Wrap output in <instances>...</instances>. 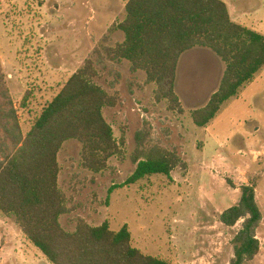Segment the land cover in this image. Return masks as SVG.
<instances>
[{"label": "rangeland", "instance_id": "obj_1", "mask_svg": "<svg viewBox=\"0 0 264 264\" xmlns=\"http://www.w3.org/2000/svg\"><path fill=\"white\" fill-rule=\"evenodd\" d=\"M128 1L0 0V161L13 151L7 131L11 116L28 133L69 78L91 60L98 72L95 83L116 98L104 116L122 154L94 173L82 166L78 141L63 145L59 186L69 209L60 219L63 228L73 232L79 220L91 226L108 222L113 231L127 226L133 246L147 255L173 264H230L242 221L227 227L220 218L250 184L263 221L261 251L245 264H264V69L199 128L190 112L204 107L205 98L192 96V77H199L191 67L204 62V72L219 86L224 63L208 49H195L177 83L184 113L171 111L167 102L157 101L156 85L145 72H133L130 62L112 60L108 53L125 40L115 28L126 18ZM223 1L233 21L264 35V0ZM141 134L147 135V147L176 152L182 161L171 177L153 175L124 185L137 168ZM0 264L51 263L14 218L0 213Z\"/></svg>", "mask_w": 264, "mask_h": 264}, {"label": "trees", "instance_id": "obj_2", "mask_svg": "<svg viewBox=\"0 0 264 264\" xmlns=\"http://www.w3.org/2000/svg\"><path fill=\"white\" fill-rule=\"evenodd\" d=\"M125 40L108 53L112 60L130 62L133 72L143 71L156 85V99L171 111L184 113L176 90L181 57L194 48L211 50L225 65L218 90L206 106L190 112L194 124L205 128L224 104L237 97L264 69V35L233 21L223 0H129L126 18L116 25ZM98 72L91 60L77 70L46 106L28 133L16 115L8 134L13 151L0 161V213L14 218L26 238L51 264H173L143 253L133 246L127 226L113 231L108 222L91 226L79 220L75 231L60 222L69 213L59 186L58 157L63 145H82V166L102 173L112 158L122 154V144L104 116L116 98L97 85ZM139 135L137 168L124 185L146 177L165 175L182 161L176 152L147 147ZM123 186V185H122ZM124 187V186H123ZM116 186L109 190L110 195ZM221 222L235 227L234 257L230 264L253 261L261 251L258 230L263 213L253 185H243L237 204L224 211Z\"/></svg>", "mask_w": 264, "mask_h": 264}, {"label": "crops", "instance_id": "obj_3", "mask_svg": "<svg viewBox=\"0 0 264 264\" xmlns=\"http://www.w3.org/2000/svg\"><path fill=\"white\" fill-rule=\"evenodd\" d=\"M195 49H202V48H200V47L194 48V49H192L190 51H187L181 57V60H180V63H179V67H178L177 83L179 81L180 73H181V71L183 69V66L186 67L185 60L188 57L190 58L191 56H193L195 54V52H193ZM216 57L221 61V59L218 56H216ZM195 63L197 64V62H195ZM189 64H190V60H189V62L187 64V66H189ZM196 64L193 65V67H191V70H192L193 74L195 76H198L199 78L193 79V77H192V82L193 83H196L195 87L191 88L192 89L191 90L192 91V96H193V98H197V99H195L197 101L200 98H205V105H203V106H206L207 103L209 102L211 96L218 90L220 84H219V86H216L215 85V82H214L215 80H214L213 75H211L209 73L207 74V73L204 72L205 71V68H206L204 62L199 63V66H196ZM187 68H189V67H187ZM199 70H201L203 72H201ZM211 73H212V71H211ZM177 83H176V90H177ZM220 83H221V81H220Z\"/></svg>", "mask_w": 264, "mask_h": 264}]
</instances>
